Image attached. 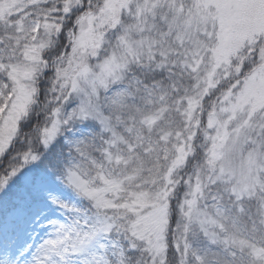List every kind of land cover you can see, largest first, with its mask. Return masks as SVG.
Returning a JSON list of instances; mask_svg holds the SVG:
<instances>
[{
    "label": "snow or ice",
    "instance_id": "6c2138e0",
    "mask_svg": "<svg viewBox=\"0 0 264 264\" xmlns=\"http://www.w3.org/2000/svg\"><path fill=\"white\" fill-rule=\"evenodd\" d=\"M0 264H264V0H0Z\"/></svg>",
    "mask_w": 264,
    "mask_h": 264
},
{
    "label": "rangeland",
    "instance_id": "374dc122",
    "mask_svg": "<svg viewBox=\"0 0 264 264\" xmlns=\"http://www.w3.org/2000/svg\"><path fill=\"white\" fill-rule=\"evenodd\" d=\"M58 194H61V195H68L66 192H64L63 190H60L59 192H58Z\"/></svg>",
    "mask_w": 264,
    "mask_h": 264
}]
</instances>
